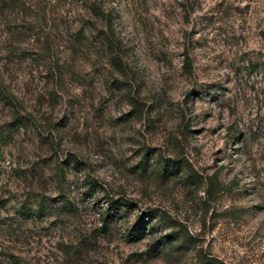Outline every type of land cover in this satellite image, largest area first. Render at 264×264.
Masks as SVG:
<instances>
[{
  "label": "rangeland",
  "instance_id": "374dc122",
  "mask_svg": "<svg viewBox=\"0 0 264 264\" xmlns=\"http://www.w3.org/2000/svg\"><path fill=\"white\" fill-rule=\"evenodd\" d=\"M0 264H264V0H0Z\"/></svg>",
  "mask_w": 264,
  "mask_h": 264
},
{
  "label": "trees",
  "instance_id": "16d2710c",
  "mask_svg": "<svg viewBox=\"0 0 264 264\" xmlns=\"http://www.w3.org/2000/svg\"><path fill=\"white\" fill-rule=\"evenodd\" d=\"M92 12H94V14L96 15H102V11L98 8H92ZM107 43L109 44V46L111 47V41L110 39L108 38L107 40ZM185 61H184V64H185V67L188 68L190 66V62L189 60L187 59V57H185ZM167 162V163H166ZM180 172V165H176L174 162H171L169 163L168 161H164L162 164H161V174L164 176V177H169V176H174V175H177L179 174ZM119 201L116 200L114 203H118ZM145 226L144 225V222H143V216L139 217L138 218V221L136 222V224L131 228V232L129 233L130 235L134 236L136 239H139L142 237L143 235V229L141 230L140 229V226ZM145 229V228H144Z\"/></svg>",
  "mask_w": 264,
  "mask_h": 264
}]
</instances>
